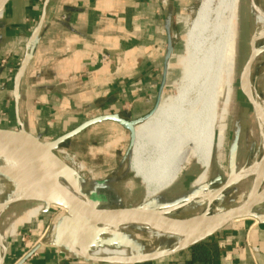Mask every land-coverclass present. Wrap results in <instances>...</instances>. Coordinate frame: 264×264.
<instances>
[{
    "label": "crops",
    "instance_id": "1",
    "mask_svg": "<svg viewBox=\"0 0 264 264\" xmlns=\"http://www.w3.org/2000/svg\"><path fill=\"white\" fill-rule=\"evenodd\" d=\"M179 7L177 0H9L0 16V127L23 129L30 136L51 141L98 116L118 114L131 121L145 117L169 80ZM236 135L238 159L240 136ZM129 146L130 131L106 119L68 138L57 152H77L92 170H126ZM257 159L244 163L238 170L243 168V172L231 184L246 168L257 166ZM196 177L180 176L164 190L179 194L197 188L188 198L201 195L173 215L192 217L236 206H216L229 186L218 191L230 175L224 181L216 177V183L208 176L201 185L193 184ZM91 182L98 187L91 186L84 193L101 200L98 190L110 187V179L94 177ZM217 183L218 188H213ZM18 197L9 206L35 201L43 208L17 226L12 240L7 239L3 264H16L35 246L37 250L23 264H264V222L252 217L232 221L160 258L135 263L96 261L62 242L37 241L34 236L46 231L48 213L55 206L33 192ZM113 197L123 199L118 192ZM10 199H2L0 205ZM182 211L188 214L180 215ZM64 215L56 214L54 222L58 224Z\"/></svg>",
    "mask_w": 264,
    "mask_h": 264
},
{
    "label": "bare ground",
    "instance_id": "2",
    "mask_svg": "<svg viewBox=\"0 0 264 264\" xmlns=\"http://www.w3.org/2000/svg\"><path fill=\"white\" fill-rule=\"evenodd\" d=\"M212 3L213 0L201 1L190 28L186 33L185 41L189 51L188 56L191 60L187 71L184 72L182 79L177 84V92L167 97L162 94L156 111L135 127L136 135L129 164L135 175L145 185L146 193L142 202L154 198L158 193L173 185L193 159L204 168L203 173L193 181L194 185H201L205 182L212 167L214 157L226 169L225 149L228 128L230 126L229 122L231 117L235 119L237 117L238 98L243 95L244 97L246 96L244 91L251 96L253 101L255 100L256 104L254 116L259 130H256V127H254L255 123L251 134H260L264 138V105L255 99L253 86L250 81L251 66L246 71L251 60L249 58L242 70L239 80L240 87H237L235 82L237 80V33L239 35V32H237L235 23V25H232L231 21H229V23L223 24L220 17L223 11L225 12L226 9H229L231 14H234L236 18V14L240 9L238 0H219L215 8L212 7ZM213 9L216 17L211 22L212 35H215L217 30L220 32L223 30V37L221 38V42H213L209 37L210 39H207L209 45L205 47L202 43L206 41L205 32L209 30L210 22L208 21H210L209 16ZM255 11L256 22L262 27L260 32L262 36L264 35V11L259 5H256ZM22 140L38 154L62 187L76 199L86 202V204H92V201L88 200L73 182L70 183L61 177V174L64 173L71 175L69 171L65 170L56 161L51 160L35 143L26 139ZM2 162H10L12 164V171L1 166L0 174L3 172L8 178H22L23 182L31 186L35 193H38L36 188L26 179L25 174L15 165L12 157L0 151V163ZM254 167H248L246 171L252 170L251 172H254L256 176L254 184H258L259 180L264 178V160L256 168ZM238 172L231 171L230 177L232 179L236 178ZM254 184L253 187L255 186ZM253 190L252 188L248 194L254 198H258L264 193V190L261 192ZM38 194L41 196L40 193ZM245 200L239 204H242ZM36 212L37 209H33L30 215H35ZM92 221L95 224L97 223L94 219ZM55 224L57 227L58 224ZM116 225L105 224L99 226L101 229L108 231ZM8 230L10 231L6 232L5 236L13 232V227L12 229L11 227L8 228ZM151 230H154L156 234H164L155 229ZM105 235L106 233L103 235L104 237L102 236L103 240H107ZM164 235L168 238H176L174 246L190 243L196 238L189 235ZM5 238L3 239L0 236V264H2ZM54 238L55 241L53 243L61 244L62 242L80 255H89L94 258L123 260L133 256L148 254V251L143 253H129L122 250L119 251V249L107 251L105 249L106 244L90 249L85 245L82 238L78 239L75 243H69L62 237L56 236V233Z\"/></svg>",
    "mask_w": 264,
    "mask_h": 264
},
{
    "label": "rangeland",
    "instance_id": "3",
    "mask_svg": "<svg viewBox=\"0 0 264 264\" xmlns=\"http://www.w3.org/2000/svg\"><path fill=\"white\" fill-rule=\"evenodd\" d=\"M201 1L202 0H177V2L180 5L179 13L177 14L178 32L176 34L174 41V54L172 56L170 76H169V80L167 81V85L163 90V96L166 97L171 96L177 92V84L182 79L184 72L187 71V68L190 65L191 58L188 56L189 51H188V47L186 46L185 37L187 31L190 28L192 20L197 13ZM218 1L219 0H213L212 7L215 8L218 5ZM254 1L257 6L259 5V7L264 9V0H254ZM238 4L240 9L236 14V18L234 14H231L229 9H226L225 12L223 11L220 17L223 24L229 23V21H231L230 23H232V25L236 24L237 32H239V35L237 33V62H236L237 80L235 84L237 87L238 86L240 87L239 80H240L241 72L244 69L247 61L249 60L252 52L251 38L256 28L261 29V26L256 22V11L252 4V0H238ZM212 12L210 13L211 15L209 16L210 21H208L210 22L209 30L208 32H205L206 41L205 43L204 42L202 43V45H204L205 47L209 45L208 40L210 38L213 42H218V41L221 42V38L223 37L222 35L223 30L221 32L217 30V32H215V35H212L213 33H212L211 22L216 17L214 9L212 10ZM240 40L243 42H241ZM256 46L258 48L257 50L260 52L256 55L252 63L250 81L253 86L252 88L255 99L259 103L264 105V85H263L264 84V37L260 39L258 43H256ZM243 98L245 99V101ZM241 101L244 103H242ZM238 103L239 106L237 111V117L236 119L231 117L229 122L230 126L228 128V137H227V143L225 149L226 169H224L214 157V160L212 162V167L208 175L210 181L216 180V177L218 176L221 177V181L226 180L227 177L231 174V171L232 172L238 171L240 167L247 161H249V163L251 164L255 158H258L257 162H255L257 166L261 162L264 152V138L260 134L257 135L251 134V130L253 129V125H255V123L256 125L254 127H256V130H259L257 127L258 125L256 118L254 116L255 114L254 109L250 104L248 98L246 96L244 97V95L238 98ZM138 124H136V126ZM235 133L240 136L239 153L237 159L238 162H236V167L234 169H230L229 156H230V151L233 148V144H234L233 142L236 137ZM63 152L60 151L58 152V154L61 157L65 156L66 154H63ZM70 154L72 156L74 155L76 160L80 164L81 166L80 174L82 175V178L75 177L74 175L72 177V175H69L68 173H64L65 175L61 174V177L62 178L64 177L70 183L73 182L80 192L81 191L85 192L87 189H89L92 186L93 182L91 181L93 180L94 177L107 178L108 180L110 179V184H111L110 187L106 186L105 188H101L98 190V192L99 191L101 192L100 193V196L102 198L101 200H92L88 197V199L93 203H97L100 206L103 205V207H107V206L113 207L119 205L123 206L124 204L125 205L136 204V203H141L143 201V198L146 193L145 191L146 188L142 180L139 177H137L134 171L130 168L129 163H130L131 153L128 155V158H126V163H125V165H127L126 170L125 169L92 170L89 169L85 165V163L79 158L77 152L71 151ZM190 165L186 167V169L181 173L180 176L199 177L200 174L203 173L204 168L201 167L196 162V160L193 159ZM1 166L4 168H8L9 171L10 170L12 171V164L10 162H2L0 163V167ZM257 166H255L254 168H256ZM251 171L252 170L246 172L245 170V172L240 175L241 177L239 176L240 178H238L236 184L235 185L231 184L226 189L224 194L219 196V200L221 201H216V206L218 208L237 205L244 199H247V197L249 196L248 193H250V191L252 190L253 180L255 176L254 172ZM119 177L120 178L122 177V179H120L116 183L114 181V178H119ZM207 179L208 177L206 178V180ZM213 183H216V181H213ZM219 185L220 184L217 183L215 184V186H213V188H218ZM95 186L96 185H93L92 188L95 189L96 187H98ZM195 189L197 188H193V189L190 188L188 191L179 194L170 193L169 191L168 192L163 191L158 193L159 195L157 194L156 196H154V198H151L149 203H147V205H150L152 207L172 205L174 203L187 199L193 193L192 190ZM262 189L264 190V181L262 184ZM27 192L28 194L33 192L34 196H40L38 193H35L33 191L31 186L23 182L22 178L21 179L14 177L8 178L7 176H5V174H3V172H1L0 202H2L1 200L7 198L8 196H10L11 198H15L18 197V195H24V194L26 195ZM114 192H118V194H120V196L123 198L121 199L122 201L114 199L113 197ZM211 193L212 192H210V194ZM42 208L43 205L41 203L35 201H24L22 203L21 202L15 203L7 207L5 210L1 211L0 236L3 239L6 237L3 243L4 246L7 243V239L10 241L15 236V235L13 236V234L15 232V229H17V226H20L19 224H21V222L28 221L37 214L39 215L41 213L40 211ZM33 209L35 210L37 209V212L35 215H30L31 210ZM256 211L259 214H263L264 203L257 206ZM59 213H65V210L56 206L51 212L48 213L49 215L47 217L48 222L46 224L47 225L46 231L44 233L38 232V234L34 236V238H36L37 241H39L40 243H47L49 245L53 244V241H55L54 237L56 233V231H54L56 227L54 219H56L55 215ZM185 213L188 214V212L182 211L180 212V215H184ZM10 227L11 229L13 227V232L10 235L5 236L6 232L8 233V231H10L8 230V228ZM107 232L108 233H106L107 235H105V238H109L112 241L113 246L117 247L114 248L106 244L105 249L107 251H114L119 249V251L122 250L124 252H129V253H137V251L143 253L145 251L153 250V248H155L158 244L162 249L171 248L174 246L173 244H175L176 241L175 237L168 238L164 234H156L154 230L141 229L131 225L111 227ZM5 251H6V246L4 248V252L2 256V264L4 263L3 261H4Z\"/></svg>",
    "mask_w": 264,
    "mask_h": 264
},
{
    "label": "water",
    "instance_id": "4",
    "mask_svg": "<svg viewBox=\"0 0 264 264\" xmlns=\"http://www.w3.org/2000/svg\"><path fill=\"white\" fill-rule=\"evenodd\" d=\"M8 1L9 0H0V16L5 12ZM252 4L254 8H256V3L254 0H252ZM258 38L259 37L254 34L251 39V61H249L246 71H248V67L250 68V66H252V63L257 55L255 41ZM170 53L171 48L168 55ZM244 93L251 103L253 109H256V104L254 102L255 100L253 101L251 96L246 93V91H244ZM158 104L159 101L156 104L155 108L149 114L138 120H127L120 117L118 114L98 116L82 123L75 129L51 141H42L39 138L30 136L23 129L17 130L0 127V151L12 157L15 165H17L18 168L25 174V177L29 181V183H31L36 188V191L41 194V200H44L45 202L53 206L60 207L65 210V215L55 228L56 236L62 237L69 243H75L78 239L82 238L85 245L90 249H94L102 244H108L109 246L114 247L111 240L107 238V240L102 239V236L107 233V230L101 229L99 225L105 224H117L116 226L131 225L146 230L155 229L163 232L164 234L175 236L189 235L196 237L190 243L184 245L180 244L167 249L158 247L153 252H148V254L133 256L123 260L94 258L92 256L83 254L82 256H84L85 258L96 261L104 260L130 263L152 260L172 254L185 246H190L232 221L246 217H252L260 223L264 222V214H259L256 211L257 206L264 203V193L258 198H254L251 195L247 197V199L242 204L224 209L219 212H215L213 214L203 212L196 216L184 218L173 215V212L188 205L194 198L200 197L201 195H194L193 197L183 202L169 205L164 208H153L152 206L147 205L150 200L138 204L117 207H103L93 202L92 204H86V202L76 199L64 187H62L59 181L55 179L50 173L51 171L48 169L43 160L38 156V154L33 149L28 147L27 144L22 140L26 139L32 143H35L45 152V154L51 160L56 161L65 170L69 171L72 176L74 175L75 177L82 178L80 172L73 168L57 152L58 147L64 141L93 123L111 119L119 122L130 131V146L128 149L129 155L135 141L136 124L144 121L146 118L151 116L156 111ZM237 141L238 136L236 135L233 142V148L231 149L229 156L230 169H234L236 167L238 148ZM262 160H264V154ZM240 172H243V168L238 172V175L240 174ZM217 179L220 180L221 177L218 176ZM233 179L230 177L218 192H221L223 189L230 186ZM262 181L263 178L259 180L258 184H254L255 186L253 187V191L259 190ZM81 193L88 199V195L86 193L82 191ZM20 199V197H15L3 202L0 205V212L3 211L11 203L16 202ZM93 219L97 221L96 224L93 223ZM53 244L58 245L56 243ZM37 248L38 246H35L31 250H29L16 262V264H23L37 250Z\"/></svg>",
    "mask_w": 264,
    "mask_h": 264
},
{
    "label": "built area",
    "instance_id": "5",
    "mask_svg": "<svg viewBox=\"0 0 264 264\" xmlns=\"http://www.w3.org/2000/svg\"><path fill=\"white\" fill-rule=\"evenodd\" d=\"M63 154H66L65 156H62V158L67 161L71 166H73L77 171L80 172L81 166L78 163V161L76 160L75 156L71 155L70 152H63ZM70 161V162H69ZM55 231V229H54Z\"/></svg>",
    "mask_w": 264,
    "mask_h": 264
},
{
    "label": "flooded vegetation",
    "instance_id": "6",
    "mask_svg": "<svg viewBox=\"0 0 264 264\" xmlns=\"http://www.w3.org/2000/svg\"><path fill=\"white\" fill-rule=\"evenodd\" d=\"M262 9V8H261ZM263 11H264V9H262ZM261 29H262V27H261ZM261 29L260 28H256V30H255V32L253 33V35L254 34H256V35H260V32H261ZM253 37V36H252ZM259 37V39H257L256 41H255V48H256V50L258 49L257 48V46H256V43H258V40L260 41V39H262L263 37H264V35H260V36H258ZM261 37V38H260ZM252 39V38H251ZM260 51H258L257 50V54L259 53ZM250 58H251V56H250ZM247 97V96H246Z\"/></svg>",
    "mask_w": 264,
    "mask_h": 264
}]
</instances>
